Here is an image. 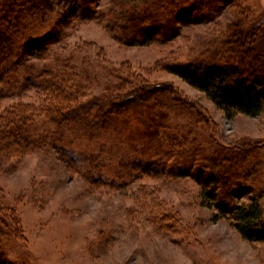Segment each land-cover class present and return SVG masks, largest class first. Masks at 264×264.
<instances>
[{
	"label": "rangeland",
	"instance_id": "obj_1",
	"mask_svg": "<svg viewBox=\"0 0 264 264\" xmlns=\"http://www.w3.org/2000/svg\"><path fill=\"white\" fill-rule=\"evenodd\" d=\"M81 1L48 0L47 22L34 16L24 23L26 33L35 32L32 38L42 41L41 48L29 50L25 57V29L13 38L15 56L10 59L18 62V69L7 80L2 78L7 66L0 67V116L22 115L29 133L48 132V94L43 95L38 85L52 79L82 85L79 102L110 95L119 100L116 96L132 85H164L180 110L168 112V126L161 135L188 129L194 112L204 119L197 126L196 143L206 151L209 143H251L256 167L250 179L238 182V201L256 198L264 209V112L228 118L203 90L167 69V64L196 56L201 43L217 39L239 16L233 8H225L211 21L197 12L183 15L175 20L172 37L157 34L134 41L122 34L123 0ZM245 7L249 14L243 18L264 21V0H249ZM259 42L264 44V37ZM120 116L125 122L118 118L117 128L102 127L92 141L78 137L76 127L65 128L64 135L78 138L82 149L104 145L101 160L108 163L96 174L48 146L0 160V193L4 204L15 209L22 229L20 238H7L5 264H264V242L243 238L214 199L203 195L204 182L195 164L179 173L172 156L156 171L134 163L136 155L145 157L135 151L146 145L137 135L144 127L137 116ZM132 135L136 142H131ZM151 146L142 148L155 156L150 149L157 146ZM167 148L163 145L161 150ZM127 154L134 156L122 163L119 157Z\"/></svg>",
	"mask_w": 264,
	"mask_h": 264
},
{
	"label": "trees",
	"instance_id": "obj_2",
	"mask_svg": "<svg viewBox=\"0 0 264 264\" xmlns=\"http://www.w3.org/2000/svg\"><path fill=\"white\" fill-rule=\"evenodd\" d=\"M47 1L0 0V67L7 66L2 78L9 80L12 71L18 69V62L14 64L15 61L10 59L15 56L12 54L13 46H10L13 38L23 33L26 28L24 23L26 25L34 16L47 22L44 10ZM88 1L81 2L84 4ZM248 1L123 0L126 14L122 34L134 41L145 37L153 38L157 34L168 39L175 34L177 18L180 19L183 15L189 17L197 12L200 18L211 21L215 15L231 6L239 18H234L217 39L201 43L196 56L167 64V69L203 90L223 110L226 117L232 118L237 114L258 116L264 112V44L259 42L264 37V21L261 18H243L249 14V9L245 7ZM27 4H32V7H27ZM25 33L26 29L23 34ZM26 34L22 38L26 49L24 57L29 50L42 47V41L32 38L35 32ZM23 56L19 57L22 59ZM41 82L45 84L46 80ZM63 82V78L52 79L46 85H38L43 90V95L48 94L44 105V119L50 128L45 134L29 133L26 119L22 115L15 119H3L0 116V160L5 159V156L18 158L37 148L48 146L59 153L67 154L76 162H82L90 174H96L108 163L101 160V151H105L104 145L99 147L98 144L92 148L87 145L86 149H82V144L76 141L78 138L74 140L64 135L65 128L76 127L81 132L78 137L92 141L99 138L102 127L106 129L107 125L116 126V119H122L120 115L131 114L137 116L139 124L144 127L143 133L138 128L139 139L147 141L146 145H138L141 148L135 150L145 157H133L136 158L134 163L140 169L148 166L151 170H161L171 156L174 165L179 167V173L181 170L186 172L189 166L195 164V168L198 167V179L204 182L203 195L214 199L217 209L231 221L243 238L264 242V209L260 202L252 197L246 202L238 201L242 194L238 182L240 179H250L256 167L251 158L255 147L251 143L244 141L234 147L214 146L209 143L206 151L200 143H196L197 126L202 125L204 119L200 113L194 112L188 129L181 128V131L177 129L170 135H161V130L168 126V112L180 110L178 102L167 95L169 88L164 85H132L128 90L125 89L123 95L116 96L119 100L110 95L91 102H79L82 85H63ZM122 121L125 122V119ZM135 137L136 135L131 136V142L135 141ZM147 144L157 146V149H150L155 152V156L145 153L146 149L142 146ZM163 145L168 147L166 152L161 150ZM74 146L80 148L77 150ZM130 156L134 155H121L119 159L122 163L130 162ZM108 159V156L105 157V160ZM3 198L0 193V264L6 262L8 236H22L15 209L6 206Z\"/></svg>",
	"mask_w": 264,
	"mask_h": 264
}]
</instances>
